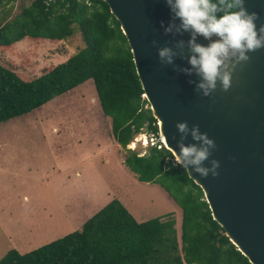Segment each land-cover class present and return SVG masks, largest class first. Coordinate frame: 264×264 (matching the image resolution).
Instances as JSON below:
<instances>
[{"label":"trees","instance_id":"1","mask_svg":"<svg viewBox=\"0 0 264 264\" xmlns=\"http://www.w3.org/2000/svg\"><path fill=\"white\" fill-rule=\"evenodd\" d=\"M9 1L0 0V8ZM74 31L83 47L38 77L24 81L0 65V123L91 80L100 111L109 119L110 136L120 148L144 124L156 135L126 39L101 0H33L0 24V47L24 38L61 41ZM157 146L142 156L127 151L123 165L138 182L158 185L179 208L178 237L173 214L137 222L112 199L78 230L24 254L9 250L0 264H249L212 220L200 188L161 143Z\"/></svg>","mask_w":264,"mask_h":264},{"label":"rangeland","instance_id":"2","mask_svg":"<svg viewBox=\"0 0 264 264\" xmlns=\"http://www.w3.org/2000/svg\"><path fill=\"white\" fill-rule=\"evenodd\" d=\"M32 1L3 5L0 24ZM82 47L77 31L61 41L24 38L0 47V65L28 81ZM158 138V126L153 135L144 124L120 148L110 136L109 119L100 111L91 80L0 123V258L9 250L24 254L62 238L111 199L137 222L173 214L178 237V207L158 185L138 182L123 165L127 151L145 155L152 146L159 148Z\"/></svg>","mask_w":264,"mask_h":264},{"label":"water","instance_id":"3","mask_svg":"<svg viewBox=\"0 0 264 264\" xmlns=\"http://www.w3.org/2000/svg\"><path fill=\"white\" fill-rule=\"evenodd\" d=\"M101 1L126 39L148 109L159 122L164 148L173 158L172 149L179 153L181 134L175 125L181 122H187L189 129L198 125L215 142L209 157L220 164L215 178H201L191 168L188 172L183 169L200 188L212 220L229 242L249 264H264V48L248 53L249 61L237 66L228 91H221L218 85L209 97H203L196 90L197 76L173 70L174 66L190 67V34L164 35L161 22L167 27L172 18L165 0ZM244 6L249 13L258 14L259 29L264 24V0H244ZM175 22L179 24L178 19ZM178 40L185 42L184 59L177 56L174 65L162 67L158 48H174ZM196 42L210 43L199 36ZM182 142L199 146L190 134ZM203 166L210 164L205 161Z\"/></svg>","mask_w":264,"mask_h":264},{"label":"clouds","instance_id":"4","mask_svg":"<svg viewBox=\"0 0 264 264\" xmlns=\"http://www.w3.org/2000/svg\"><path fill=\"white\" fill-rule=\"evenodd\" d=\"M165 3L172 18L167 27L161 22L164 35L190 34L187 40V63L190 67L174 66L173 70L186 76H197L200 82L196 84V90L203 97H209L218 85L221 91H228L237 66L249 61L248 53L264 48V24L257 29L259 16L256 12L247 11L244 0H165ZM177 19L179 24L175 22ZM198 36L210 43L207 46L197 43ZM213 37L218 39L212 40ZM152 46H157L156 40L152 41ZM184 48L183 40L176 41L174 48H158L160 65H174L177 56L184 59ZM175 127L181 134L179 153L172 149L175 164L187 172L191 168L201 178L209 175L215 178L220 164L217 160H209L216 147L215 142L208 138L207 133H201L198 125L189 129L187 122H181ZM189 134L193 141L199 142V146L184 145L182 141ZM205 161L209 162V167L203 166Z\"/></svg>","mask_w":264,"mask_h":264},{"label":"bare ground","instance_id":"5","mask_svg":"<svg viewBox=\"0 0 264 264\" xmlns=\"http://www.w3.org/2000/svg\"><path fill=\"white\" fill-rule=\"evenodd\" d=\"M213 39L216 40L217 37H213ZM157 125H159V122H158V121H157ZM159 134H161V133H158V136H159V138H160V140H158V141H159V143H161V145H162L163 147L166 148L165 143H164V138H163L162 134H161V135H159ZM159 138H158V139H159Z\"/></svg>","mask_w":264,"mask_h":264},{"label":"crops","instance_id":"6","mask_svg":"<svg viewBox=\"0 0 264 264\" xmlns=\"http://www.w3.org/2000/svg\"><path fill=\"white\" fill-rule=\"evenodd\" d=\"M65 60H66V59H65ZM111 138H112V137H111ZM118 146H119V145H118ZM111 200H112V199H111ZM178 209H179V208H178ZM179 224H180V210H179ZM81 225H82V224H81ZM81 225H80V226H81ZM80 226H79V228H80ZM79 228H78V229H79ZM78 229H77V230H78Z\"/></svg>","mask_w":264,"mask_h":264}]
</instances>
